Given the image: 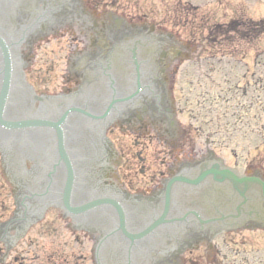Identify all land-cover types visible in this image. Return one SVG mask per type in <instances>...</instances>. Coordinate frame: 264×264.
<instances>
[{
    "label": "flooded vegetation",
    "instance_id": "1",
    "mask_svg": "<svg viewBox=\"0 0 264 264\" xmlns=\"http://www.w3.org/2000/svg\"><path fill=\"white\" fill-rule=\"evenodd\" d=\"M106 26L103 23L101 30ZM155 37L173 54L166 58L161 73L152 72L151 79L134 100L128 101L107 121V124L117 121L123 131L142 138V142L136 139L134 144L119 145L116 151L106 154L102 191L110 195L118 207L110 203L89 211H65L57 206L55 198L42 200L52 188L50 182L45 184L32 179L15 184L10 181L13 202L8 211H0V264H187L195 257L198 264H235L230 260L232 256L222 254V248L229 247L226 240L207 244L213 255L205 252H198L195 257L186 255L191 244L185 243L197 241L204 234L184 233L181 224L166 223L137 244L121 235L118 216L123 214L130 229L134 228V215H139L146 226L158 216L155 206H164L168 186L175 205L173 210L180 213L179 198L184 195L198 198L204 184L211 183L209 179L196 185L188 183L213 164L204 160L199 149L184 143L186 130H182V134L177 131L175 116L182 107L179 105L181 97L173 93V83L174 61L180 51L173 49V38L163 39L158 34ZM152 137L160 141L164 137V142L146 143V139ZM250 165L262 166L255 172L264 180V163L252 160ZM261 208L250 211H264V203ZM113 220L114 229L109 230ZM259 220L248 218V227L260 226L262 220ZM168 230L182 232L177 235L176 249L173 250L171 244L157 251V239L161 232ZM251 242L248 240L245 262L264 264V251L252 249L260 246Z\"/></svg>",
    "mask_w": 264,
    "mask_h": 264
},
{
    "label": "rangeland",
    "instance_id": "2",
    "mask_svg": "<svg viewBox=\"0 0 264 264\" xmlns=\"http://www.w3.org/2000/svg\"><path fill=\"white\" fill-rule=\"evenodd\" d=\"M103 2L112 9L114 14L140 15L147 18L148 21H145L147 24L150 21V23H158L157 26L165 25L168 31L180 32L182 36L186 37L185 39L190 38L191 41L203 44L199 45L197 51L195 50L196 61L185 59L176 64L175 74L177 75L173 74L175 76L173 93L181 97V103L188 100L192 106L199 107L207 118L219 117L222 122L224 119H228L231 127L233 122L237 123L239 128L242 127L238 132L239 136L235 135L233 142L226 147L229 148L232 143L238 142V160L244 162L243 158L247 148L248 156L252 157L256 153L254 147L259 145L258 142L261 141V138H259V134L256 137V133L248 132V130L264 120V115L256 111L257 108L264 111L262 109L264 103V31L255 35L254 30L250 29L249 18L258 21L264 20V0H103ZM231 18L236 19L234 27L232 24L235 32H227L228 27L224 26ZM247 20L249 21L248 27L244 24ZM65 26L72 29L70 24L66 23ZM250 30L251 35L254 36L252 40L251 36L244 35L247 31L250 35ZM70 31L69 29L62 30L60 33L46 34L43 37L38 32L37 38L33 39L30 35L32 41L30 51L27 49L26 41L20 44L22 55L19 57L20 62L25 63L24 68L28 67V80L33 82L36 88L46 85L47 89L52 92L57 90V86L60 84L59 73L64 68L65 58L69 53V41H72L70 36L73 32L70 33ZM211 32L216 34V40L222 33H231L234 37L231 34H227L231 36L229 38L219 37L217 41L221 44L212 46L211 43L214 40L210 39ZM199 36H201V41H199ZM230 41H233L232 45L229 44ZM224 43H228L232 53L226 50ZM214 49L219 51L214 52ZM211 54L214 57H211ZM253 69L255 71L251 78L249 74L253 73ZM248 79L259 82L248 86ZM220 88L224 89L221 96H219ZM244 89L247 90L246 95H243ZM218 97L221 99L220 101L217 100ZM239 104L241 105L240 109L238 108ZM183 114L179 115L178 120L186 124L189 121L186 116L190 117V115L186 113L183 116ZM207 118H205L206 121L210 120ZM192 122L194 125H198L200 120L192 119ZM243 122L248 124V127L244 126ZM184 127L187 129L184 134V139H188L187 144L192 146L197 143L202 146H200L201 149L204 148V135H199L200 133L188 124ZM108 136L117 142L131 143L132 141V136H125L122 133ZM249 139L250 142H248ZM218 154L224 157L227 163L231 162L226 153ZM25 160L29 159L24 157ZM1 176L0 173V183H3ZM262 237L261 239H264V234ZM235 239L238 241L248 240V230L238 232ZM239 243L241 244V242ZM66 249L68 250V248Z\"/></svg>",
    "mask_w": 264,
    "mask_h": 264
},
{
    "label": "water",
    "instance_id": "3",
    "mask_svg": "<svg viewBox=\"0 0 264 264\" xmlns=\"http://www.w3.org/2000/svg\"><path fill=\"white\" fill-rule=\"evenodd\" d=\"M8 1L10 2V5H11V2L14 3V1H17V0H8ZM1 2H3L4 4L0 5V8L1 9L5 8L6 10H5V12L0 13V14L6 15V13H9L10 7L8 8L7 5L5 7V3L6 2L4 0H2ZM1 9H0V11H1ZM8 26H9V24H8ZM23 26H24V29L27 30V28H28L27 26L28 25H26V23H24ZM10 27H12V25H10ZM9 30H10V28L6 29L5 31L8 32ZM6 38L7 37L4 36V39H6ZM12 39L14 40L15 37H13ZM13 42L14 41H12V40L10 41V43H13ZM15 50H16V48L13 49V54L14 55H15ZM179 59H180V57L177 59L176 64L182 62ZM13 61H11L12 62V68L15 69L14 68L15 63H13ZM19 61H20V58H19ZM0 64H1V61H0ZM0 70H1V68H0ZM20 86H21V84H19V83L15 84L14 81L12 82V85H11V88H10V94H9V96H10L9 101L7 102V106H6V103H5L4 108H3L5 114H7V113L9 115L13 114L14 116L16 114L18 116H23V117L30 115L31 109H30V105L28 104V100L26 101L27 104L24 105L23 108H21V107L18 108V105H16V103H15V97H13V96H15L14 91H15V88H18ZM24 90L25 89H22L23 92H25ZM102 92L99 93V99H101V100L104 99ZM91 95L92 94L90 93L89 94L90 98H91ZM52 104L53 103L51 102V100H46L45 102L42 103V105H41V107L39 109V112L44 113V111L47 112V110H49V112L54 113L55 109H56V104H54V105H52ZM82 104H83V106H86V108L91 109V110H93V109L99 110V108L102 109V107H103V102H101V103L98 102L95 105L91 101H83ZM70 125H72L71 129L73 131L68 136V139L67 138L65 139L66 146H67L68 150H70V153L72 152V155L74 157L73 164L75 166L76 172L79 174L77 176V180L79 181L80 178L81 179L83 178V181H82L83 185L86 186L87 180H89V178L92 180L95 177V175L92 174V169L91 168L94 165L97 164L98 157L101 154V148H100L99 145L98 146L96 145L97 147H95V149H94V146H95V143H96L95 140L98 141L99 140V136L96 135L95 137H93V133L91 134L90 129H86V128H96V122H94V124H93V122L91 120L87 119V118H82L79 115L72 114L71 116L68 117L66 123L64 124V129L67 130L70 127ZM32 130H34V131H32ZM32 130H27L25 128L24 129L21 128V129H16V130L15 129H11L10 131L9 130L0 131V145H1L2 149H3L4 154H5V159L9 160V159L14 158L10 153L11 152L13 153L14 149H16V148L18 149L20 144H22L21 146L23 147L25 140L30 138V137L31 138L26 140V141L32 143L33 139H34L38 144H39V142L41 143L40 139H41L42 136H40V134L36 133L37 131H35V129H32ZM48 132L53 137V133L51 132V130H48ZM80 132H82V134H79ZM180 134H181V132H180ZM25 136H26V138H25ZM37 137H39V138L36 139ZM15 142H18V143L15 144ZM24 147H27L31 152L36 153L37 155H39L40 154L39 151L41 149L42 150L47 149L48 142L47 141L46 142L43 141L42 144L39 146L40 147L39 149H38L37 146H33V145L32 146H25L24 145ZM21 152L22 151H20V153ZM4 154L0 151V160L4 159ZM49 154H50V152L46 151L45 155H49ZM46 159L47 158H45L44 156H41V158L39 160H44L45 161ZM84 159L87 160V162H85ZM92 159H94V161H93L94 163H91ZM16 161H19L20 163H23L24 162L23 155L20 154L19 158ZM44 161L41 164H43ZM36 168H40V166L37 165ZM78 170L80 172H78ZM92 190L95 191L96 187H92Z\"/></svg>",
    "mask_w": 264,
    "mask_h": 264
}]
</instances>
